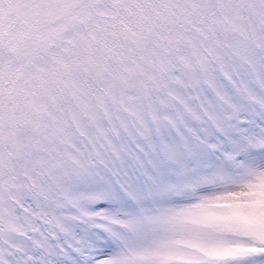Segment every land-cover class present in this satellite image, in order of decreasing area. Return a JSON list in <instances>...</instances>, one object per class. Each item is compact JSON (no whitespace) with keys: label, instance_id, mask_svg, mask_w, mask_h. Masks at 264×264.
Masks as SVG:
<instances>
[{"label":"snow or ice","instance_id":"6c2138e0","mask_svg":"<svg viewBox=\"0 0 264 264\" xmlns=\"http://www.w3.org/2000/svg\"><path fill=\"white\" fill-rule=\"evenodd\" d=\"M0 264H264V0H0Z\"/></svg>","mask_w":264,"mask_h":264}]
</instances>
